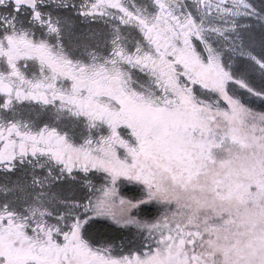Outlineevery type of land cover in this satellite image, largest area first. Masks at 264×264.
Masks as SVG:
<instances>
[{
    "label": "snow or ice",
    "instance_id": "obj_1",
    "mask_svg": "<svg viewBox=\"0 0 264 264\" xmlns=\"http://www.w3.org/2000/svg\"><path fill=\"white\" fill-rule=\"evenodd\" d=\"M0 264H264V0H0Z\"/></svg>",
    "mask_w": 264,
    "mask_h": 264
}]
</instances>
